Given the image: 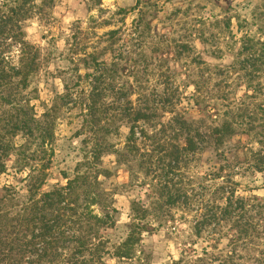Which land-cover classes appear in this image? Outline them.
Returning a JSON list of instances; mask_svg holds the SVG:
<instances>
[{
	"label": "rangeland",
	"instance_id": "rangeland-1",
	"mask_svg": "<svg viewBox=\"0 0 264 264\" xmlns=\"http://www.w3.org/2000/svg\"><path fill=\"white\" fill-rule=\"evenodd\" d=\"M18 5L16 33L0 34V68L18 67L23 45L37 53L38 70L19 86V103L42 123L50 108L57 109L45 146V160L51 150L53 156L43 190L64 184L60 171L72 175L86 131L95 126L109 146L98 166L109 173L98 179L117 211L107 232L117 243L126 234L132 201L151 179L138 158L125 155L124 115L153 112V131L172 117L170 110L183 114L193 130L230 125L222 157L205 150L180 173L188 198L175 219L159 220L149 206L152 231L142 234L141 248L147 264L182 257L219 264L227 256L232 264H264V0H0V13ZM93 88L100 112L91 126ZM5 94L0 91V115L8 118L15 111ZM163 97L173 98L172 105ZM26 173L9 169L0 185H19ZM226 178L234 197L247 201L243 218L238 213L249 225L246 235L232 224L236 218L219 225L203 218L223 208L217 189ZM90 210L99 214L97 206Z\"/></svg>",
	"mask_w": 264,
	"mask_h": 264
},
{
	"label": "trees",
	"instance_id": "trees-1",
	"mask_svg": "<svg viewBox=\"0 0 264 264\" xmlns=\"http://www.w3.org/2000/svg\"><path fill=\"white\" fill-rule=\"evenodd\" d=\"M21 10L18 5L10 7L8 14L0 13V34L16 33ZM25 49L23 45L18 67L0 68V91L9 92L2 99L15 111L8 118L0 115V176L7 174L9 169L15 173L27 170L19 185H0V264H147L141 246L142 234L152 231L148 224L149 206L158 214L159 220L173 221L176 208H185L188 198V182L186 187L183 186L180 173L205 150L217 151L222 157L226 139L232 136L230 125L214 127L207 133L193 130L183 114L170 110L172 117L162 121L160 128L153 131V112L136 109L126 113L125 155L138 158L141 168L151 179L147 186L141 185L140 198L131 203L125 236L112 243L107 232L115 227L117 211L102 188L103 182L98 179L108 176V169L98 166L103 155L109 153V146L92 126L99 122L100 94L94 88L89 93L88 116L92 127L82 141L85 146L82 161L75 165L71 176L60 171L64 184L57 183L49 190H43L50 177L48 170L53 156L51 150L45 160V146L53 138L57 109L50 108L42 123L29 116L19 103V86L25 88L30 76L38 70L37 53L30 54ZM16 78L18 84H15ZM162 103L171 106L173 98L163 97ZM80 128L82 130L84 126ZM107 134L105 129L101 137L105 139ZM18 137L21 143L16 142ZM228 183L226 178L217 189L223 208L219 207L218 214L211 213L203 218L205 221L213 219L218 225L223 220L236 218L232 224L242 232L241 235H246L249 225L241 223L239 218L245 215L242 214L247 201L235 198V190L228 187ZM153 196L156 201L150 204ZM91 206H97L99 214L93 213ZM238 213H241L240 217ZM240 236L238 232L237 237ZM170 264H195V261L182 257ZM219 264L232 263L227 256Z\"/></svg>",
	"mask_w": 264,
	"mask_h": 264
}]
</instances>
